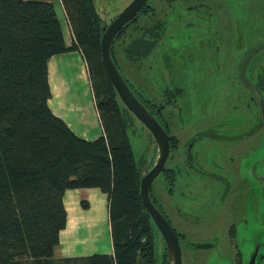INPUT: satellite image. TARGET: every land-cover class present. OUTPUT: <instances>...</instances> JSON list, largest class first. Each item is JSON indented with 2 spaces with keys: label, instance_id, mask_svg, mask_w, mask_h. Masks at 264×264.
Here are the masks:
<instances>
[{
  "label": "trees",
  "instance_id": "16d2710c",
  "mask_svg": "<svg viewBox=\"0 0 264 264\" xmlns=\"http://www.w3.org/2000/svg\"><path fill=\"white\" fill-rule=\"evenodd\" d=\"M60 2L71 46L64 43L52 3L0 0V264H167L164 241L139 195L143 168L127 140L135 118L120 102L101 60L104 21L93 0ZM144 13L134 16L112 44ZM71 50L86 61L103 128L92 141L75 136L48 106V60ZM167 172L172 185L175 172ZM81 188L107 196L113 256L54 261L66 225L64 192ZM158 239L164 246L160 256Z\"/></svg>",
  "mask_w": 264,
  "mask_h": 264
},
{
  "label": "rangeland",
  "instance_id": "374dc122",
  "mask_svg": "<svg viewBox=\"0 0 264 264\" xmlns=\"http://www.w3.org/2000/svg\"><path fill=\"white\" fill-rule=\"evenodd\" d=\"M131 1L93 0V3L96 14L109 24ZM148 3L154 4L155 11L170 9L165 0ZM201 4L200 10L213 13L215 19L195 22L214 33L203 30V34L196 36L190 30L188 34H180L172 29L166 33L170 35L167 43L178 44L172 63L178 62L180 71L187 76L186 93L182 102L178 101L176 119L163 112L167 131L177 140V153L170 155L165 163V167L175 172L173 184L169 176L165 179L160 173L152 182L150 193L175 230L182 249L187 243L215 242V247L199 248L195 253L185 249L183 257H192L188 264H236L237 256L245 262L255 246L264 243V121L261 123L255 101L243 94L241 85L221 80L219 69L229 52L234 71L241 66L247 52L260 46L250 66L260 59L259 86L264 91V0H203ZM174 13L163 12L162 16L166 20L175 16ZM59 16L62 17L60 12ZM144 25L143 14L125 29L119 45L116 40L112 44L118 71L143 102L149 98L148 81L143 75L146 51H133L130 40ZM221 31L230 34L227 48L226 33ZM208 63L216 71L212 93L205 95L199 75ZM133 120L132 127L127 129L133 159L138 167L149 169L156 159V144L147 128ZM193 138L196 141L190 153L195 166L189 168L185 162H190L187 150ZM157 244L160 256L163 241L158 239ZM255 264H264V246L260 247Z\"/></svg>",
  "mask_w": 264,
  "mask_h": 264
},
{
  "label": "flooded vegetation",
  "instance_id": "af4514ba",
  "mask_svg": "<svg viewBox=\"0 0 264 264\" xmlns=\"http://www.w3.org/2000/svg\"><path fill=\"white\" fill-rule=\"evenodd\" d=\"M165 1L167 7L170 8L169 10L166 11L163 10L155 11L154 7H152L154 4L153 3L152 5L149 4L148 3L149 0L146 2L144 7L139 11V12H146L144 13L146 25L141 26L140 31L137 30L135 37L134 38L132 37L130 40L131 43L130 47L133 51H140L142 49L146 51L147 62L143 75H145V78L148 81L147 93L149 94V98L145 99V101L143 102L141 100L140 95L135 93L132 89L130 90L134 94V96L142 103V105L144 104L146 106L147 110L155 117L156 121H158V123L164 128V130L168 135V139H170V137L176 139L175 137L170 136L167 131V120L164 119L163 112L166 111L171 117L172 115L174 117L177 115L176 113L179 110L178 101L182 102L183 96L186 93L185 90L186 85L184 84H186L185 82L187 80V76L184 75L183 71H180L178 62L172 63V61L175 59L176 52L178 51V44L172 46L173 45L172 43L170 44L167 43L168 39L170 38V35H166V33L170 29H172L173 31L177 30L180 34H188V30L195 32L196 36L198 34L199 35L203 34V30H208L209 34H211L214 32L210 31L209 27L203 26L195 22V20L196 19L214 20L215 18L212 16L213 13L208 12V10H202V11L200 10V8L203 7L201 4L203 0H165ZM175 10H178L179 12L175 14L174 13ZM163 12L165 14L168 12L174 13L175 16L172 15L169 19L165 20V18L162 16ZM135 21H137V19ZM221 33H226L225 38L227 39V41H224V45L226 47L228 46V38L230 34L227 31L225 32L221 31ZM187 37L189 36L187 35ZM123 38H124V32L117 39H115L118 45ZM142 44L145 45L146 49L143 48ZM260 49H261L260 46L257 48H252L251 52H247L245 58L243 59L244 62L248 57H250L244 69V75H245L244 77L246 79V82L243 80L240 73L243 62L241 66L239 65L238 68H235V70L233 71V68L231 66V52H229L224 56L222 67L219 69V75L221 80L225 79L226 83L230 84L232 82L234 83L236 82L237 84L241 85L243 88V94L244 95L248 94L258 105L259 109H260L259 99L260 98H262V100L264 99L263 98L264 91L262 90V87L259 86V81L261 80V76H262V72H261L262 66L259 63L260 59H256L253 62L252 66H250V63ZM187 51L190 52L191 50H187ZM183 60L188 62V60H186L184 56H183ZM249 66H250V70L248 71ZM257 69H259V71H257ZM215 71L216 70L214 65L208 63L203 73L199 75V80L201 82V89L205 93V95L206 94L209 95L212 93L210 88L211 85L213 84V77ZM222 72L224 75H222ZM255 72H257V74H254ZM247 82L251 85L252 89H250L245 84ZM177 119L180 120L179 115L177 116ZM180 122L182 123L181 120ZM196 138H198V136H196ZM196 138H193L191 141L195 142ZM177 150H178L177 142L171 145L169 140L168 158L170 157V155L172 156L174 152L177 153ZM185 163L186 166L189 168H194L195 166L192 160H190V162L186 161ZM169 170L172 169L169 167L167 168L164 165V168L160 173L163 174L166 178L168 176L167 171ZM214 243L215 242L208 244H201L203 245V247H198L199 245L195 243H187L183 249L181 248V245L179 243L181 249V264H188L189 260L192 259L191 256L187 257L185 255V258L183 257L185 253L184 252L185 249H188L191 252L195 253V251L199 250V248L215 247L213 245ZM262 246H264V243L257 244L255 246V248L258 247L255 256L256 258L258 257V252L260 250V247ZM255 248L253 249V251L255 250ZM235 262L236 264H247L248 260L243 262L242 258L237 256Z\"/></svg>",
  "mask_w": 264,
  "mask_h": 264
},
{
  "label": "crops",
  "instance_id": "0c3cea01",
  "mask_svg": "<svg viewBox=\"0 0 264 264\" xmlns=\"http://www.w3.org/2000/svg\"><path fill=\"white\" fill-rule=\"evenodd\" d=\"M53 4L60 21L64 43L71 46L73 35L60 0H33ZM56 4V5H55ZM59 12L61 16H59ZM50 99L48 106L71 132L84 140L102 136L103 128L95 107L85 59L79 50L52 56L47 63ZM66 225L53 249V260L82 258L94 254L113 256L106 194L97 188L64 192ZM86 205L83 207V205Z\"/></svg>",
  "mask_w": 264,
  "mask_h": 264
},
{
  "label": "water",
  "instance_id": "95a60500",
  "mask_svg": "<svg viewBox=\"0 0 264 264\" xmlns=\"http://www.w3.org/2000/svg\"><path fill=\"white\" fill-rule=\"evenodd\" d=\"M148 0H132L127 4L121 12H119L109 24H105L102 27V36L100 39V54L101 60L104 65L106 74L118 95L120 102L125 108L137 119L147 130L151 133L157 149L156 159L152 167L147 170L143 169L139 181V195L141 202L150 215L151 220L159 231L166 249L167 264H181V249L177 239V236L171 227L168 220L164 217L161 211L156 207L150 197V186L154 179L164 168L166 160L169 154V139L164 128L156 121L155 117L142 105V103L134 96L130 88L122 78L118 71L112 56H111V45L115 36L121 31V29L128 24V22L144 7ZM248 57L242 64L240 73L243 80L246 82L244 69L248 62ZM250 89L251 85L245 83ZM260 106V119L261 123L264 121V101L262 98L259 99ZM194 142H190L187 154L189 160H191L190 150ZM198 247H203L199 245ZM257 248L250 255L247 264H254Z\"/></svg>",
  "mask_w": 264,
  "mask_h": 264
}]
</instances>
